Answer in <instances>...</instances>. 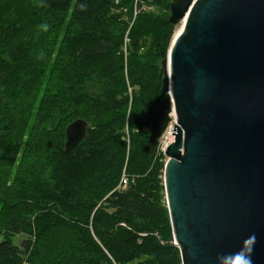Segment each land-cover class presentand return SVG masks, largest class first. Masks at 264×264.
I'll return each mask as SVG.
<instances>
[{
  "label": "trees",
  "instance_id": "1",
  "mask_svg": "<svg viewBox=\"0 0 264 264\" xmlns=\"http://www.w3.org/2000/svg\"><path fill=\"white\" fill-rule=\"evenodd\" d=\"M170 2L20 0L22 8L0 0V230L25 235L17 244L0 235V264H181L164 197V156L149 143L153 111L137 108L149 87L158 92L152 109L164 97L161 62L175 28ZM32 22L45 47L55 45L49 60L26 42ZM46 69L54 74L57 122L65 119L61 132L49 128L45 102L33 104L29 126L31 114L7 99L9 87L30 89ZM78 118L88 122L85 137L65 152L61 138ZM36 143L46 161L30 173L19 156ZM54 226L70 237L48 256L41 242Z\"/></svg>",
  "mask_w": 264,
  "mask_h": 264
},
{
  "label": "water",
  "instance_id": "2",
  "mask_svg": "<svg viewBox=\"0 0 264 264\" xmlns=\"http://www.w3.org/2000/svg\"><path fill=\"white\" fill-rule=\"evenodd\" d=\"M182 24L163 69L152 113L154 150L174 119L163 185L181 264H218L251 244L264 264V0H171ZM168 67V69H167ZM88 122L65 129V152Z\"/></svg>",
  "mask_w": 264,
  "mask_h": 264
},
{
  "label": "rangeland",
  "instance_id": "3",
  "mask_svg": "<svg viewBox=\"0 0 264 264\" xmlns=\"http://www.w3.org/2000/svg\"><path fill=\"white\" fill-rule=\"evenodd\" d=\"M14 3L20 5V0H14ZM179 26L180 24L174 26L175 28L171 39H173V36L175 35V32L179 29ZM25 38L27 44L32 48L33 51L31 50V52L33 54H36L34 53L35 50H38V52L46 53L43 54L41 57H45L48 60H49L48 56L53 57L55 55V49H53L55 45H52L50 47H45L44 42L46 40V37L38 23L35 24L34 22H32L31 26L28 28ZM145 51L146 49L144 47H140L139 49L140 53ZM152 73H153V68L149 70V75ZM53 79H54L53 70L46 69L43 78L38 82L37 80H34L35 85L30 89L27 90L22 89L23 90L22 92L21 90L17 89L18 87H9L7 90V99H8V103L15 106H21L24 111L31 114V120L29 121V126L31 125L32 118L34 117V114L37 111V105H34L33 107V104L39 101L45 102L46 107L45 106L44 107L47 110L52 111L51 116L48 117L50 118V120H48L47 118L49 128L61 132L62 125L65 122V119L62 120L60 119L61 120L60 123L57 122V119L60 118L61 115H57L58 113L54 111L53 106L50 103L51 102L50 98L52 96L50 90L52 89V85L49 84V81H52ZM53 82H55V80ZM152 83L154 84V79L152 80ZM131 89H133L132 91L134 92L139 91L137 87H132ZM132 91H130L131 95H132ZM141 93H144L143 101L140 102L141 104L137 108L140 109V111L143 112L144 114L154 111V109L151 108V104L153 103L151 101L153 100L154 94L155 93L158 94L157 90L153 89L152 87H149L145 89L144 92ZM155 100H158V96ZM61 139L62 142L64 143L65 138L63 137ZM40 143L44 145L48 144V140L42 137L40 139ZM44 154H45V150L40 147L39 143H36L31 145L29 148L23 149L19 157H21V162L23 167H25V169L31 173L34 170H36L38 167H40L42 164H44V162L46 161ZM165 158L167 159L166 156ZM165 158L162 159L163 163H165ZM164 197H165V192H164ZM0 216H1V212H0ZM1 224L2 221L0 219V226H2ZM0 235H4L3 236L4 240L8 238V242L12 241V243L14 244H17L21 238L25 237V235L20 233H18L14 237L13 236L10 237V235H7L6 237L5 234L1 233V230H0ZM69 237H70V232L67 231L65 228L54 226L51 229H49L44 235V239L41 242V249L46 255L49 256L58 250L65 249ZM47 262L50 263L51 260L47 258ZM18 264H24V263H18Z\"/></svg>",
  "mask_w": 264,
  "mask_h": 264
},
{
  "label": "clouds",
  "instance_id": "4",
  "mask_svg": "<svg viewBox=\"0 0 264 264\" xmlns=\"http://www.w3.org/2000/svg\"><path fill=\"white\" fill-rule=\"evenodd\" d=\"M253 242H254V237L248 240L249 247L247 248L242 247L241 250L234 255L218 257V264H251L250 246Z\"/></svg>",
  "mask_w": 264,
  "mask_h": 264
},
{
  "label": "built area",
  "instance_id": "5",
  "mask_svg": "<svg viewBox=\"0 0 264 264\" xmlns=\"http://www.w3.org/2000/svg\"><path fill=\"white\" fill-rule=\"evenodd\" d=\"M173 124H174V119L168 123V125H167L168 127L166 128V130L161 134V136L158 139L156 153L162 154L164 156V158H165V151H166L167 147L173 141ZM123 183H125V180H123ZM119 187H122V185L119 184Z\"/></svg>",
  "mask_w": 264,
  "mask_h": 264
},
{
  "label": "bare ground",
  "instance_id": "6",
  "mask_svg": "<svg viewBox=\"0 0 264 264\" xmlns=\"http://www.w3.org/2000/svg\"><path fill=\"white\" fill-rule=\"evenodd\" d=\"M181 27H182V24H180L179 29L175 32V35L179 32V30L181 29ZM167 69H168V67H167ZM167 127H168V126L165 127L164 131L166 130ZM164 131H163V132H164ZM173 134H174V131H173ZM173 138H174V135H173ZM149 143H150V142H149ZM150 146H151V145H150ZM156 148H157V146H156ZM164 164H165V163H164ZM123 180H125V183H123ZM120 182H121L120 184L122 185V187H125L126 184H127L126 179H125L124 176H122Z\"/></svg>",
  "mask_w": 264,
  "mask_h": 264
}]
</instances>
